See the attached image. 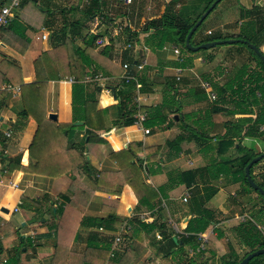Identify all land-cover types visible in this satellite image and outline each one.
<instances>
[{
    "label": "crops",
    "instance_id": "0c3cea01",
    "mask_svg": "<svg viewBox=\"0 0 264 264\" xmlns=\"http://www.w3.org/2000/svg\"><path fill=\"white\" fill-rule=\"evenodd\" d=\"M28 1L10 22L9 30L0 31V87L6 85L5 80L11 79L12 74L17 75L21 83L27 87L23 96L21 90L18 95L6 92L2 94L0 91V260L9 261L11 258L16 261L15 264L52 263L57 240L50 235V228L55 222L49 215L50 218L44 225H41L43 219L38 224H32L35 216L33 206L39 205V214L47 213L49 204H53L54 207L60 205L62 197L72 201L68 211L72 219L70 229L75 232L68 244L70 250L66 258L68 264H82L87 249L98 251L103 247L101 243L88 240L90 233L96 232L100 237L112 239L119 234L123 237L129 232L122 231L129 219L138 217L142 220L141 217H145L143 221L150 223L157 213L160 219L164 218L166 221L174 242L189 234L204 237L205 250L201 252L203 254L189 255L192 248L188 244L179 242V245H175L169 240L158 239L156 235L159 233L155 232V238L142 236L141 243L136 242L133 245L136 249L135 256L134 253L130 255L127 250L122 258V264H221V257L229 253L230 248L241 258L247 248L241 245V236L236 227L251 220L264 236V212L258 213L263 204L254 193L243 186L239 167L233 165V160L239 157L238 144L224 153L216 151V144L218 138L220 139L226 132L225 122L247 117L253 120L255 115L232 116L225 112L211 113L209 110L215 106L216 92L212 87L215 100L209 101L200 82L206 81L211 84L204 79L208 77L212 82L218 81L222 84L230 74H234L243 65H247V74H253L257 70V64L249 51L234 44H225V47H214L196 55L182 54L184 72L181 80L177 82L182 110L179 114L169 115V128L162 129L149 130L135 124L123 128L111 126L112 121L119 119V113L117 102L108 86L118 84L121 79L118 70L112 69L109 65L110 75L103 78L105 85L98 83L103 89L95 95L96 108L90 109L94 114L102 112L101 115L93 117L95 120L93 124L97 126L92 130L105 141L103 145L94 144L86 149V160L92 167L94 175L91 180L88 178L72 180L69 175L55 178L51 173L57 169L56 159L41 157L40 151L35 152L39 164L31 168L38 170L39 173L25 170L34 162L30 159L29 148L38 124L34 118L22 116L21 113L28 107L40 120L56 125L72 124V84L66 80L56 79L66 71L64 63L60 60H68L69 55L65 53V56H59V51H50L48 28L58 29L68 23L60 15V11L67 8L73 0ZM171 1L133 0L132 6L128 7L130 8L128 14L116 18L110 27L115 39L114 58H117L118 62L114 60L117 64L125 46L121 50L123 37L116 33V27L122 25L128 27L134 34H139L144 23L160 18ZM210 1L180 0L173 11L184 20H194L204 13ZM6 2L7 0H0V7ZM116 2V0L104 2L105 11L107 9L110 13L114 7L108 8V4ZM222 2L224 0L217 3L203 20L204 24L207 18L214 14L211 23L196 34L195 42L208 36V31L218 32L223 36L237 35L241 32L244 36L254 37L255 31L264 27V0H228V4L220 7ZM49 12L52 14H47ZM114 14L115 10L111 16ZM102 22L103 19L99 20L97 25H93L94 21L90 20L87 25L88 32L96 34L102 31L99 28ZM14 26L17 32L14 31ZM220 29H226V32L223 34ZM43 34L47 35V39H42ZM141 35L146 39L153 35V31ZM99 39L109 43L106 36ZM77 43L81 45L80 40ZM143 44L148 46L144 40ZM165 46L166 43L163 47ZM163 47L150 46L147 49L142 45L139 50L135 48L128 50L129 55L134 51V57L137 51L140 52L142 59L138 65L144 64L141 71L148 69L147 79L152 82L148 93H138L134 98L140 107H154L160 104L164 84L175 79L176 57L170 49L164 50ZM259 50L264 56V44ZM136 70L140 71L137 68ZM256 95L259 97V93ZM216 106L230 111L234 109L232 102L218 103ZM49 114H54L56 121L50 120ZM184 115H188L190 119L184 118ZM185 125L192 128L196 134L209 135L210 139H207V143L203 142V139L183 142L176 153L168 148L166 143L178 134L184 133ZM86 129L87 126H84L83 130H73L70 143L77 146L82 141ZM145 130H148V133H145ZM7 133L9 136H6ZM242 135L243 147L258 155L264 152V125L255 129L251 122L243 127ZM132 143L142 145V149L160 147V156L154 163L146 161L144 151L137 146L134 147V163L141 169L142 182L154 190L163 189L164 198L159 194L153 210L138 205L135 192L127 184L120 188L119 193L114 191L112 178L121 171L119 165L122 161L119 154L118 164L108 155L123 152ZM219 169L222 171L218 172ZM188 171L194 175L193 178L186 177V180L193 182L186 187L181 173ZM251 176L254 181H263L264 167L259 165L254 168ZM186 191L191 193L190 198L183 202L182 197ZM2 209H6L7 212ZM109 215L115 216L116 219L112 230L89 227L88 219L106 218ZM239 218H246V221L241 222ZM69 220L65 218V222ZM169 222L179 233L172 231ZM125 247L127 245L123 244L120 250ZM233 259L234 257L230 261ZM108 264L115 262L111 260Z\"/></svg>",
    "mask_w": 264,
    "mask_h": 264
},
{
    "label": "trees",
    "instance_id": "16d2710c",
    "mask_svg": "<svg viewBox=\"0 0 264 264\" xmlns=\"http://www.w3.org/2000/svg\"><path fill=\"white\" fill-rule=\"evenodd\" d=\"M86 1H88V4L86 5H84V0H73L70 2L67 8L60 11V15L64 18V21L68 23L63 24L58 29L48 28L50 31V51H59V56H65V53L66 55H69L68 60H60L61 63H64L66 71L63 73L61 72V76L56 77V79L59 81H67L72 77L75 79V83H72L71 86L72 124L56 125L49 121L40 120L28 107L26 108V111L21 113L22 116L34 118L38 124L36 133L33 136V140L29 148L30 159H32L34 162L30 163L28 168H25L27 171L39 173L38 170H31V168H35L39 164L38 158H35V152L40 151L42 154L41 157L56 159L57 169L51 173L55 178L63 175H69L70 179L72 180H80L83 178H88V180H91L92 176L94 175V171L89 165V162L86 160V149L94 144L103 145L105 144V141L100 137V135L96 133L95 130H92V128L97 126L93 124L95 121L93 120V117L96 115H101L102 112H97L94 114L93 112H90V109L95 110L97 103L95 95L99 93L103 87H99V84L97 83H83V79L85 76H94L98 73H101L103 78L109 76V65L112 69L118 70V74L121 79L118 84L114 86H108L112 97L117 102V109L119 113V119L110 123L112 127L123 128L132 126L134 125V116L136 114H146L145 120L143 122L144 128L149 130L154 128H169L170 121H168V116L172 114H179L182 110L181 102L177 93L178 83L175 79L169 80L164 84L161 92L162 100L160 104L154 107H140L137 105L134 99L136 95L138 93H148L149 87L152 86V82L147 79L148 69L143 71H135L139 60L142 58V55L139 51L136 52L134 57V51L133 54L130 53L129 55L128 52L131 50H124L118 57L119 63L117 64L114 61V56H116L114 43L115 39L113 38L111 28L116 18L126 16L130 8L124 9L121 4H119V2H116L108 4V8L114 7L109 13V10L106 9L105 11L106 4L104 2L100 0ZM214 1L215 0H211L207 5V8ZM27 2L29 1L22 0L16 9V13L19 12ZM179 2L180 0H172L160 18L151 19L144 23L141 28V32L148 33L152 30L154 36H156V38L159 37L160 40L158 44H155L156 48H162L168 39L171 44L175 46L180 45L188 54L196 55L200 52H206L207 50H200L196 53H193L186 49L184 44L185 37L187 36L191 27L197 22L203 13L197 16L194 20H184L179 14H176L173 11V8ZM132 4L129 7H131ZM114 10L115 14L111 16ZM45 12L46 11H44V13ZM47 14L52 13L49 12ZM15 15L17 16V14ZM95 16L103 17V22L99 27L102 29V31L97 32L96 34H90L86 24ZM201 25L190 39V44L193 47L200 46L204 43L226 39L245 40L250 44L255 45L258 49L262 44H264V27L256 30L254 37L244 36L241 32L232 36H223L222 34H218V32H211L210 35L204 37L198 42H195V36L199 32ZM10 26L11 24H9L7 27H0V31L9 30ZM121 35L125 44H130L133 46L138 33L134 34L128 27H124ZM104 36L108 37L109 43L103 47H100L98 44H96V41ZM78 40H80L81 45L77 43ZM234 45L244 47L249 51L256 61L257 70L253 74H247V65H243L238 70H236L234 74H230L222 84H220L218 81L212 82V79L204 77L205 80L211 82V87L214 88L217 97L215 106H212L209 111H212L211 113L216 114L225 112L226 114L232 116L235 114L247 116L255 115V119L253 120L247 117L231 119L225 122L224 127L226 132H224L220 139L218 138L216 151L218 153H224L238 144L237 152L239 153V157L233 160V165L236 164L237 167H239V174L241 175L243 186L251 193L256 194L263 204V206L259 208L258 211V213L262 214L264 212V197L249 185L244 172L246 165L253 158L258 156V154L254 153L250 149H247L246 147H243L241 143L244 138L242 132L245 125L252 122L253 125H255V129L264 125V64L261 59L245 44L237 43ZM99 47L101 49H99ZM50 51L47 53L48 56ZM11 63L14 62L11 61ZM123 64L127 65V69L125 71L122 69ZM184 64L185 63H183L182 67ZM13 66H15V63ZM177 66L179 65L177 64ZM124 73L125 75L132 76L134 81H129L127 83L124 82L121 77ZM4 84L20 86L22 96L25 89L27 90L26 85H23L15 74H12L11 79L5 80ZM136 84L140 85L139 89L136 88ZM257 93H259V97H257ZM2 94H5V92H2ZM229 102L233 103L234 109L232 111L216 106L218 103L228 104ZM261 103L262 105H260ZM184 118H189V116L184 115ZM77 121L84 122V125L75 127L73 123ZM84 126H87V129L85 130V135L82 138V141L79 142L77 146L75 143H70L72 138L71 132H73L75 129L83 130ZM183 128L184 133L178 134L174 139L166 143L167 147L176 153L179 150V146L183 142H189L195 139H203V142L207 143V139H210L209 135L196 134L192 128H189L186 125ZM186 133L191 135L188 136ZM86 137L87 141H85ZM135 146L142 149V145L132 143L123 152H114L108 155L109 157H112L118 164L117 155L119 154L120 161H122V164L119 165L121 171L115 174L112 178L114 191L119 193L120 188L127 184L132 188L133 192H135L138 205L144 207L147 210H153L155 208L154 202L159 199V194L162 196V198H164L163 189H159L157 191L142 182L141 169L137 164L134 163ZM142 150L144 151L145 155L144 159L148 162L154 163L160 156V147H149ZM259 165L264 167V159L253 164L249 172L250 176L253 172V169ZM221 171L222 169H219L218 172ZM193 175L194 174L191 171L181 173V178L186 187H189L193 183L192 181L186 180V177L190 176L193 178ZM99 179H97V181H99ZM251 179L254 181L252 176ZM254 183L264 189V179L261 182L254 181ZM24 202L25 200L23 199L22 203L24 204ZM71 204L72 201H69V198L62 197V202L60 205H56L54 207L53 204H49V207L46 211L47 213L41 214H39V205L36 207L35 205L33 206L35 216L33 217L32 224H38L40 220L43 219L44 222L41 225H44L50 217L52 221L55 222L50 228V235L54 236L57 240L51 264H68L66 263L67 254L70 252L68 244L75 235V232L70 229L72 219L69 216L68 210L71 207ZM65 218H69V222H65ZM115 221L116 219L113 215H109L106 218L88 219L89 227H103L108 230L113 229L112 226ZM126 227L129 228V230H127L129 232L128 234L125 233L123 236L121 246L126 244L127 247L122 248V251L120 250L119 253H116L115 257L112 259L115 264L123 263L121 261L124 253L127 250L130 255L131 253H134L135 256L136 249L133 247V245L136 244V242L141 243L143 240L142 236H152L155 238V232L160 234L161 240H169L175 245H179V242L188 244L193 251H195L199 246V237L190 234L187 236H182L181 240L174 242L173 237L170 236V228L167 227L164 218L160 219L158 213L155 219H153V221L150 223L143 221L138 217H133L127 221ZM236 231L241 236V245L246 247L247 251H245L243 256L239 258L230 248L229 253L221 257V264H238L248 254L259 249H264V236L262 233H260L253 221L247 220L245 223L238 225V227H236ZM129 233H131V235ZM88 240L101 243L103 247L99 248L98 251L97 249H87L83 255L82 264H105L114 238L112 239V237L106 236L100 237L98 233L93 232L88 235ZM130 240L132 243H129ZM21 241L24 243L23 240ZM28 242L29 246H31L29 240ZM202 254L203 253H196L195 256H201ZM233 257L234 259L230 261V259ZM15 263L16 261L11 258L8 261V264ZM248 264H264V255L253 258Z\"/></svg>",
    "mask_w": 264,
    "mask_h": 264
},
{
    "label": "built area",
    "instance_id": "2783aa9c",
    "mask_svg": "<svg viewBox=\"0 0 264 264\" xmlns=\"http://www.w3.org/2000/svg\"><path fill=\"white\" fill-rule=\"evenodd\" d=\"M22 0H7L6 4L0 7V26H8L10 24V22L12 21V19L14 18L15 14H16V9L18 8V6L20 5ZM102 2H106L108 0H100ZM117 2H119L121 4L122 7L124 8H128L131 4L133 0H116ZM88 4V1L84 0V5ZM103 17L101 16H95L94 18H92L91 20L94 21L93 25H97L96 23H98L99 20H102ZM124 27L121 25H118L116 27V33L117 34H122ZM211 31L207 32V35H210ZM42 39L45 40L47 39V35L43 34L42 35ZM96 44H98L100 47H103L105 45H107L108 43H106L103 39H98L96 41ZM164 50L166 49H170L173 54L176 57V63L179 65L174 69V78L176 80V82H179L182 78L183 72H184V68L182 67L183 63H184V57L182 56V54L180 53V50L178 49L177 46H165L163 47ZM125 50H132V46L130 44H127L125 46ZM134 50V49H133ZM136 51V50H135ZM144 64H139L137 65V69L141 70L143 69ZM122 69L125 71L127 69V65L123 64L122 65ZM122 79L124 80V82H129V81H134L132 76L129 75H125V73L121 76ZM103 77L101 74H96L94 76H85L83 79V83H99L101 81H103ZM67 81H69L71 84L75 83V79L72 77L70 79H68ZM200 86L201 88L207 93V98L209 99V101H213L215 100V94L212 91V87L211 84H209L206 81H201L200 82ZM140 85L136 84V88L139 89ZM0 91L2 92H6L12 95H18L20 93V87H13L9 84L3 85L2 87H0ZM146 114H136L134 116L135 122L134 124L139 126V127H143V122L145 120ZM145 133H148V130H145ZM6 136H9V133L6 134ZM5 172V171H4ZM10 186H15L14 184H10ZM190 192L186 191L182 197V201L183 202H187L188 199L190 198ZM164 207V205H162ZM142 220H145V217H141ZM239 220L241 222H245L246 218H239ZM129 228H127L126 226L123 227L122 231H127ZM171 229L174 233H179V231L177 230V228L175 226H173V224L171 225ZM187 236V235H185ZM156 238L160 239V234L156 235ZM205 238L202 236H199V246L197 247V249L195 251L190 250L189 251V255H193L196 253H201L202 251L205 250ZM123 237L121 234L117 235L112 243L111 249L109 251V255L107 258V261L105 264H108L116 255V253H119L120 250V246L119 244H121L120 242H122ZM0 264H8V261L6 259H2L0 260Z\"/></svg>",
    "mask_w": 264,
    "mask_h": 264
},
{
    "label": "water",
    "instance_id": "95a60500",
    "mask_svg": "<svg viewBox=\"0 0 264 264\" xmlns=\"http://www.w3.org/2000/svg\"><path fill=\"white\" fill-rule=\"evenodd\" d=\"M221 0H215L205 11L204 13L199 17V19L197 20V22L191 27V29L189 30L187 36L185 37V47L186 49H188L189 51L196 53L200 50H208L211 48H214L216 46L219 45H225V44H237V43H241V44H245L247 45V47L249 49H251L263 62L264 64V56L262 55V53L260 52V50L253 44H250L249 42L245 41V40H240V39H228V40H221V41H213V42H209V43H204L200 46L197 47H193L190 44V39L192 37V35L195 33V31L198 29V27L201 25V23L203 22V20L208 16V14L212 11V9L214 8V6L219 3ZM48 118L52 121H56V116L54 114H49ZM84 123L81 121H77L74 122L75 126H82ZM87 141V138L85 139ZM262 159H264V152L260 153L258 156H256L255 158H253L245 167L244 172H245V176L247 179V182L249 183V185L255 190L257 191L260 195H262L264 197V189H262L261 187H259L256 183H254L250 177V169L253 166V164L261 161ZM2 211H4L5 213L7 212L6 209H2ZM260 255H264V249H259L253 253L248 254L246 257H244L238 264H248L250 260H252L255 257H258Z\"/></svg>",
    "mask_w": 264,
    "mask_h": 264
},
{
    "label": "rangeland",
    "instance_id": "374dc122",
    "mask_svg": "<svg viewBox=\"0 0 264 264\" xmlns=\"http://www.w3.org/2000/svg\"><path fill=\"white\" fill-rule=\"evenodd\" d=\"M221 2V1H220ZM229 2H228V0H224V2H222L221 4H220V7H222L223 5H226V4H228ZM213 15L214 14H212V15H210L208 18H207V20H206V22L203 24L202 23V25H201V27H200V29H199V31H201L204 27H206L208 24H210L211 22V19L213 18ZM87 25H88V23L86 24V27H87ZM14 31H16L17 32V29H16V27L14 26ZM88 28V27H87ZM89 29V28H88ZM220 31H222V33L224 34L225 32H226V29L225 30H221L220 29ZM142 32H139V34H138V36H137V38H136V40L134 41V45L132 46V50H133V47L135 48V49H137V50H139V49H141V47H142V45L144 46V47H146L147 49H149L150 48V46H155V44H158V42H159V37L158 38H156V36H154V34L153 35H151L150 37H147L146 39H144V36L142 37ZM144 40V42L146 43V44H148V46H146V45H144L143 44V40ZM105 42H107V41H105ZM122 42H123V38H122ZM166 43V45L168 46V47H171V46H174L173 44H171L170 43V41L167 39V41L165 42ZM123 45H121V50L124 48V46H126L127 44H125L124 42L122 43ZM226 45H219V46H216L217 48H219V47H225ZM247 46V45H246ZM99 49H101L100 47H99ZM178 49L180 50V53L181 54H185L186 52L183 50V48L179 45L178 46ZM188 54V53H187ZM142 59V58H141ZM140 59V60H141ZM116 61H117V58L115 59ZM114 60V61H115ZM115 61V62H116ZM118 62V61H117ZM98 84V83H97ZM99 84H100V82H99ZM101 84H103V81H101ZM103 85H105V84H103ZM143 99V98H142ZM209 100V99H208ZM190 119V118H189ZM236 146V145H235ZM234 146V147H235ZM256 195V194H255ZM257 196V195H256ZM169 225L171 226L172 225V223L171 222H169ZM121 243V242H120ZM119 246H121V244H119Z\"/></svg>",
    "mask_w": 264,
    "mask_h": 264
},
{
    "label": "bare ground",
    "instance_id": "6f19581e",
    "mask_svg": "<svg viewBox=\"0 0 264 264\" xmlns=\"http://www.w3.org/2000/svg\"><path fill=\"white\" fill-rule=\"evenodd\" d=\"M142 99V98H141Z\"/></svg>",
    "mask_w": 264,
    "mask_h": 264
}]
</instances>
